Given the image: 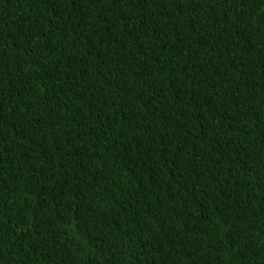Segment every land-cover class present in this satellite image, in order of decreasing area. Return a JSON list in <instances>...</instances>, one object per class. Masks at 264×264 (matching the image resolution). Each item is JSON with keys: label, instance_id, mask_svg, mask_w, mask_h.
<instances>
[{"label": "trees", "instance_id": "1", "mask_svg": "<svg viewBox=\"0 0 264 264\" xmlns=\"http://www.w3.org/2000/svg\"><path fill=\"white\" fill-rule=\"evenodd\" d=\"M0 264H264V0H0Z\"/></svg>", "mask_w": 264, "mask_h": 264}]
</instances>
